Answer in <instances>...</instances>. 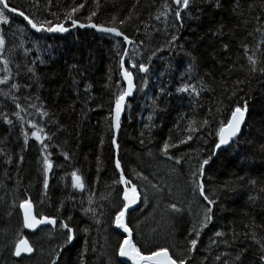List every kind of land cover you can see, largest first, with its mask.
I'll use <instances>...</instances> for the list:
<instances>
[{"label": "trees", "instance_id": "1", "mask_svg": "<svg viewBox=\"0 0 264 264\" xmlns=\"http://www.w3.org/2000/svg\"><path fill=\"white\" fill-rule=\"evenodd\" d=\"M131 2L132 0H100L96 20L105 23L118 12L124 14L125 6ZM164 2L165 0H141L143 7L140 12V31L137 33L132 28L126 30L131 38L145 41V58L150 54L148 49H156L157 45H163L168 33L173 31L169 28L166 32L161 22L152 19ZM11 3L23 5L26 11L34 12L38 16L53 18L49 15V0H11ZM34 3L38 4V7H31ZM72 3L73 0H51L50 11L62 14L65 6ZM93 6V0H88L87 7ZM229 7L231 0H225L224 11L209 9L199 20H188L185 27L176 31V35L180 37L178 45H185V49L196 48L201 54V66L197 69V75L206 76L209 82L206 86L209 88L213 86V78L217 83L236 79L237 74H230L229 70L233 68V63L242 57V44L255 45L262 38L260 33H254L251 37L248 33L253 32L256 27H262L264 30V20L256 19L264 14V0H245L243 18L239 14L230 15ZM86 14L87 9L84 12V15ZM171 19L169 17L170 21ZM221 20L228 25L224 29V34L213 35L209 29L215 27L216 22ZM144 22L153 27L145 30ZM66 23L71 26L70 22ZM25 24L22 18L14 16L10 26L0 27H3L8 38L12 39V31L17 26L22 27ZM156 27L160 28L159 33L155 31ZM93 33L94 35L87 29H75L62 37L49 33L33 34V31L28 29L26 47L31 46L35 51L37 44L43 47L51 46L49 49L51 57L48 62L38 66L40 80L34 85L33 95L42 97L49 110L61 121L64 130L57 133L53 141L57 147L50 149L53 152L51 159L54 167L49 173V189L45 196L39 142H34L30 138L28 146L21 151L23 137L19 135L18 127L7 130L8 126L0 123V149L12 158L11 163H6L8 157L0 155V264H50V259L56 256L61 246L63 250L59 251L58 264H76L84 246V239L90 241V248L92 246L96 248L95 252L89 251L88 264H125L113 255L118 242H122L123 235L112 223L115 211L121 203L123 186L113 183L117 177L114 174V164L109 159L107 138L104 148L99 147V139L104 132V116L108 110L106 105L109 90L105 87L108 71L110 67L117 68L118 57L115 56L114 48L116 38ZM225 43L229 45L228 51L222 47ZM188 61L189 57L178 46L172 51L165 49L163 53H158L153 59L152 70L149 73V84L145 89L147 95L136 92L123 115L118 141L121 144L122 164L127 170V176L138 185V191L147 194L145 204L143 205L142 201L129 212L127 223L138 246L143 245L145 248L165 244L182 246L185 243L191 230L193 216L187 211L183 216L170 214L166 211V205L175 202L186 210L191 207L193 212H198L197 202L203 201L191 191L189 164L174 165L173 161L160 155V149L170 136L176 143L186 136L188 133L184 129L191 119L201 121L207 118L210 120L209 126L194 133L188 144L181 145L179 150L171 149V152L177 156L186 153L187 157L192 158V164H195L197 159L202 160L211 155L204 177L208 181L206 187L223 189L226 184H231L235 188V191L223 192L220 202L213 206L214 221L204 230L201 244L198 245L196 264H200L204 257H208L207 264H213L215 255L228 250L224 237L219 238L217 244H212V240L217 239L215 232H224L227 234L226 238L231 240L234 230L243 234L244 224L254 222L260 225L264 221V193L260 192V188H264V153L258 150V142L264 135V78L259 76L253 78L247 89L249 116L242 128V136L238 141L231 142V146H224L215 152V143L218 142L216 132L220 121L224 119L223 114L215 112L220 89L202 93L200 96L202 106L194 104L187 94L178 93L176 89L181 84V76ZM26 62L21 51L12 65L13 73L16 71V63ZM73 63L87 67L84 80L70 72ZM169 64L170 72L167 71ZM162 71L166 72L163 77L160 76ZM74 76L80 80L81 90L84 84L92 86L88 107L93 111L88 112L86 119L81 118L79 107L75 116L67 111L66 102L75 94L69 87ZM24 79L22 71L19 78L22 85ZM117 79L118 75H114L113 80ZM162 85L166 86L170 93L160 105L166 110L153 114L151 99L159 95V88ZM0 90L6 91L7 88L0 86ZM57 90L63 91L60 97L55 95ZM78 103L83 107L82 101ZM11 107H14L11 101L0 95V109L9 111ZM210 109L214 118L209 115ZM150 114L153 115L152 122L147 119ZM148 123L155 125L150 132L144 127ZM142 131L146 133L144 137L140 136ZM141 139H144V144L140 143ZM61 152H67L70 158L65 160L60 155ZM21 155L24 157L22 163L19 160ZM97 160L100 161L99 165ZM97 167L101 169L99 173ZM132 169L147 176L148 181L136 179ZM74 170H79L85 180L90 182L86 184L83 192L71 187L70 173ZM97 176L99 183L96 182ZM241 176L245 177L244 181L238 179ZM252 180L257 181V184L253 185L250 182ZM151 184H157L163 191L156 193ZM89 188L96 193V203L92 206L96 208L97 213H102L98 216L101 220L99 225L93 222L91 214L86 215L84 212L89 206ZM101 196H106L107 199L101 201ZM26 197L32 200L38 216L44 215L57 220L56 228L48 227L35 233L24 231L21 212L16 205ZM68 216L72 217L71 221H67ZM63 222L76 229V239L67 246H64L66 230L60 227ZM85 227L91 228L87 236L82 232ZM257 231L259 232V229ZM19 232H23L34 246L35 251L32 255L20 258L12 255V244Z\"/></svg>", "mask_w": 264, "mask_h": 264}, {"label": "snow or ice", "instance_id": "2", "mask_svg": "<svg viewBox=\"0 0 264 264\" xmlns=\"http://www.w3.org/2000/svg\"><path fill=\"white\" fill-rule=\"evenodd\" d=\"M244 2L245 0H231V7L228 12L232 16L239 14L241 18L244 16ZM94 6L88 8V0H73L71 5L65 6L62 14L58 12H51V0H49V15L53 18L38 16L34 12L26 11L23 5L12 4L11 0H0V26H10L13 23V17L22 18V22H26L24 26H17L12 31V39L8 38L7 33L0 27V86H6L7 90H0V95H3L6 100H10L14 107L9 111L0 109V123L7 125L8 129L18 127L19 135L23 137L21 151L29 144V139L34 142H39L40 152L42 153V185L47 195L49 189V173L53 171L54 163L51 159L53 152L50 149H55L57 145L53 141L57 137V133L64 130L61 121L56 117V114L51 112L48 106L43 102L42 97L33 95L35 91L34 85L39 83V65L46 64L51 57L49 49L51 46L43 47L36 45L35 51L31 46L26 47L25 41L28 38V29L35 33H67L69 28L65 27L64 22H70L72 27L92 28L105 34H109L116 38L114 45L117 68H109L108 81L105 87L108 91V110L107 115L104 116V132L99 139V147L104 148L106 143L109 144V159L114 164V174L116 179L113 181L116 185L123 186L121 188V203L114 214V223L116 229H122L127 233V238L122 242H118L114 249V256L124 258V261H130L131 264H196L195 257L199 252L198 245L201 244V235L205 229L213 223L215 213L213 206L220 202V197L223 192L235 191L231 184H226L223 189L216 187L209 189L206 187L208 181L204 179L206 166L210 164L211 155L207 158L197 159L195 164H192V158L187 157V154L179 156L173 154L171 149L179 150L181 145L188 144L193 139V134L198 132L201 128L207 127L210 124L209 119L197 121L191 119L184 129L188 134L179 139L178 143L173 142L170 136L167 142H164L160 149V155L166 157L167 160L173 161L174 165H181L183 163L189 164L190 173V187L191 191L202 199L203 207L198 212H193L191 207L187 210L175 202H170L166 205V211L170 214L183 216L185 212L191 213L193 222L191 230L188 232L185 243L181 245H153L145 248L134 242L132 229L125 222L126 214L133 208L141 199V193L138 191V185L127 176V170L122 164L120 156L121 144L119 135L122 129V116L125 113L126 107L129 103V98H133L136 92H143L145 96L147 93L145 89L149 84V73L152 70L153 59L158 56V53H163L165 49L172 51L175 46L185 51V55L189 57L187 67L181 76V84L176 91L181 94H187L191 101L197 106L200 105V96L204 92L220 89L219 97L217 98L216 113H221L224 119L220 121L216 135L219 137V142L215 143L216 149H221L223 146H231V142L242 136V128L246 125L249 116V92L248 87L253 78L259 76L264 78V30L262 27L254 28L253 32H249L248 36H253L254 33H260L262 38L255 44H242V57L237 62L233 63V68L229 70L230 74L236 73V79L223 80L215 82L213 78V86L211 88L206 85L209 83L206 76L201 77L197 75V69L201 66V54L196 48L185 49V45H178L180 39L176 35V31L185 27L188 20H199L203 14L209 9L218 11L225 10V0H165L164 4L157 9V14L152 17L155 21L161 22L164 29L168 32L169 28L173 31L168 33L165 43L157 45L156 49H148L150 54L144 56L143 39H133L126 31L129 28L134 29L135 32L140 31V12L143 5L141 0H132L130 5H126L124 14L117 13L112 15L105 23H100L96 20L100 8V0H93ZM31 7H38V4H32ZM87 9V14L84 15ZM171 17V21L169 20ZM256 19L264 20V14ZM250 23V22H246ZM228 25L224 20L217 21L215 27H211L209 31L213 35L222 36L224 29ZM153 27L151 24L144 22L145 30ZM11 30V29H9ZM155 31L160 32V28L156 27ZM23 39H20V38ZM225 51L229 50L227 43L222 45ZM22 51L23 57L26 58V63H16V71L13 73L12 65L18 54ZM131 52V55H130ZM140 57V59H138ZM22 71L25 79L23 85L19 82ZM88 71L87 67L81 66L79 63H73L70 66V72L75 76H79L80 80H84V73ZM167 71H171L169 64ZM118 75L119 79L113 80V76ZM166 72H160L163 77ZM223 75V74H222ZM75 76L71 79L69 87L75 93L70 96V101L67 103V111L75 116L76 110L80 108V116L86 119L88 112L93 111L88 107L91 97L89 95L91 90L90 84H84L81 90L80 80ZM43 87V85H40ZM21 94V95H18ZM63 94L62 90H57L55 95L60 97ZM169 90L162 85L159 88V95L151 99L152 113L163 112L166 109L161 108L160 105L164 103V98L169 95ZM78 101L83 102V107ZM210 117L214 118L211 109L209 110ZM149 122L153 121V115L147 117ZM155 125L153 123L145 124L144 127L151 131ZM179 128V125L177 126ZM145 132H141L140 136L144 137ZM144 144V139L140 140ZM259 152L264 153V135L259 140ZM0 155L7 156L6 163H11L12 158L3 149H0ZM61 156L65 160L70 157L67 152H61ZM214 155V153H213ZM22 163L24 157H19ZM100 161L97 160L99 165ZM97 167V173L100 172ZM136 179L148 181V177L142 175L136 169H132ZM71 187L81 192L85 190L86 184H90L85 180V177L79 170H74L70 173ZM244 181L245 177L238 178ZM99 183V176L96 178ZM253 185L257 181H250ZM149 183H151L149 181ZM111 187V186H110ZM152 189L156 193L163 191L157 184H151ZM260 192L264 193V188H260ZM147 199V194H144ZM74 199V196L72 197ZM257 197H250L256 199ZM106 196H101L100 200H106ZM96 203V193L89 188V206L84 209L86 215L91 214V219L96 225L101 224L98 218L102 213H97L96 208L92 205ZM99 206V205H98ZM18 210L22 211L23 228L35 231L41 225H56L57 220L49 218L48 216H40L38 213L34 214V205L30 198L22 199L18 205ZM63 208V203H61ZM72 217L68 216L67 221H71ZM60 227L66 232L64 233V246L71 244L76 239V229L69 226V223L63 222ZM245 231L243 234L235 232L232 233V239L228 240L227 234L224 232H215L217 239L212 240L215 245L219 242V238L224 237V243L227 251L215 255L213 264H264V221L260 225L254 222L243 225ZM259 229V232L257 231ZM82 232L87 236L91 232L90 227H85ZM251 243H245V241ZM90 241L84 239V246L80 252L76 264H88L87 256L89 251L95 252V246L89 247ZM179 249V250H177ZM63 250V246L59 251ZM35 251L34 246L29 242V239L23 232L17 233L16 238L12 244V255L15 257H22L23 254L31 255ZM59 251L54 258L50 259V264H58L60 260ZM208 257H204L200 264H207Z\"/></svg>", "mask_w": 264, "mask_h": 264}, {"label": "water", "instance_id": "3", "mask_svg": "<svg viewBox=\"0 0 264 264\" xmlns=\"http://www.w3.org/2000/svg\"><path fill=\"white\" fill-rule=\"evenodd\" d=\"M64 24H65V22H64ZM67 28H69V31H71L73 28H75V27H67ZM79 28V27H78ZM80 30H85V29H92V28H79ZM93 30H95L97 33H101V32H99V31H97L96 29H93ZM68 31V32H69ZM67 32V33H68ZM67 33H56V34H58V35H66ZM101 34H105V33H101ZM131 98H129V100H130ZM124 115V114H123ZM123 117V116H122ZM244 127V126H243ZM218 142H219V137H218ZM224 147V146H223ZM218 149H215V152L217 151ZM139 203V202H138ZM137 203V204H138ZM137 204L135 205V206H133V208L134 207H136L137 206ZM132 208V209H133ZM131 210V209H130ZM20 212H21V216H22V211L20 210ZM34 214H36L35 213V209H34ZM126 216H127V214H126ZM39 218V217H38ZM49 218H51V217H49ZM55 219V218H54ZM125 222H126V220H125ZM56 225H57V223H56ZM56 225H41L39 228H37L35 231H33V230H30V229H25L24 228V230L26 231V232H28V233H34V232H36V231H38L41 227H45V226H49V227H51V228H55L56 227ZM122 234H123V236H124V239H126L127 238V233H124L123 232V230H122ZM22 256H30V255H27V254H23ZM15 257V256H14ZM15 258H19V257H15ZM118 259L121 261V262H126V261H124V258H120V257H118ZM127 263V262H126ZM128 263H131L130 261H128Z\"/></svg>", "mask_w": 264, "mask_h": 264}, {"label": "rangeland", "instance_id": "4", "mask_svg": "<svg viewBox=\"0 0 264 264\" xmlns=\"http://www.w3.org/2000/svg\"><path fill=\"white\" fill-rule=\"evenodd\" d=\"M65 24H66L65 27H70V26H68V25H69L68 23L65 22ZM71 27H72V26H71ZM76 29H78V28H76ZM79 30H80V29H79ZM87 31H88V32L90 31L93 35H94L93 32L97 33V32H96L95 30H93V29H89V30H87ZM98 34H101V33H98ZM101 35H107V34H101ZM5 87H6V86H5ZM131 99H132V98H131ZM131 99H130V100H131ZM131 103H133V101H131ZM128 104H129V103H128ZM107 106H108V105H106V107H107ZM129 106H130V105L127 106V110H128V108H129ZM127 110H126V111H127ZM141 193H142L143 195H141V199H142V200L140 199V201H143V205H144V204H145V196H144V193H143V192H141ZM204 203H206V202H202V203H200V202L198 203V202H197V208H198L199 211H200L201 208L203 207ZM43 229H46V228H43ZM107 238H108V237H107ZM2 262H3V261H2ZM125 264H129V263H125Z\"/></svg>", "mask_w": 264, "mask_h": 264}, {"label": "bare ground", "instance_id": "5", "mask_svg": "<svg viewBox=\"0 0 264 264\" xmlns=\"http://www.w3.org/2000/svg\"><path fill=\"white\" fill-rule=\"evenodd\" d=\"M86 30V29H85ZM142 200V199H141ZM142 202V201H141ZM128 221V220H127Z\"/></svg>", "mask_w": 264, "mask_h": 264}]
</instances>
